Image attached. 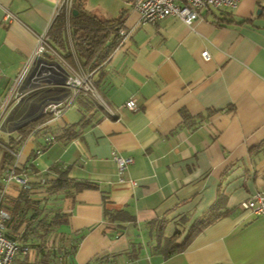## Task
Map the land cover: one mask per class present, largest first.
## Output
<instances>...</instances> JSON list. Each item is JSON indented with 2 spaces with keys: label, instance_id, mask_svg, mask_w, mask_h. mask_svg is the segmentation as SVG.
<instances>
[{
  "label": "crops",
  "instance_id": "crops-1",
  "mask_svg": "<svg viewBox=\"0 0 264 264\" xmlns=\"http://www.w3.org/2000/svg\"><path fill=\"white\" fill-rule=\"evenodd\" d=\"M134 1L73 0L106 29L118 25L117 33L109 29L111 51L89 70L77 56L69 19L75 10L65 13L54 42L62 0H0V107L42 38L59 59L44 53L53 66L41 76L50 83L27 80L19 104L37 88L65 97L58 84L64 64L89 73L98 95H79L60 119L45 117L27 133L8 122L19 104L0 109V178L17 159L16 172L27 174L34 197L59 170L83 184L55 201L62 215L56 233L64 241L57 252L63 259L54 262L264 264V214L240 206L257 192L264 196V0L199 9L190 26L174 17L140 24ZM5 11L15 19L4 21ZM120 29L129 36L122 39ZM129 99L135 110L125 107ZM67 127L77 135L58 139ZM46 136L56 140L44 146ZM113 153L132 159L122 173ZM3 186L0 179V191L18 196L17 184ZM105 209L128 218L108 222ZM211 210L220 216L189 237ZM174 235L176 243L189 239L165 257V239ZM69 247L73 254H64ZM28 257L34 264L37 256Z\"/></svg>",
  "mask_w": 264,
  "mask_h": 264
},
{
  "label": "trees",
  "instance_id": "trees-1",
  "mask_svg": "<svg viewBox=\"0 0 264 264\" xmlns=\"http://www.w3.org/2000/svg\"><path fill=\"white\" fill-rule=\"evenodd\" d=\"M75 10V15L70 13V25L74 27L72 32L77 46V56L83 68L89 70L96 68L108 55L114 46V41L111 40L106 44L109 34L118 32V25L111 26L106 29L105 21L88 13L87 11L78 9L75 5L72 6ZM65 12L61 11L54 19L52 30H54V42L57 40V35L60 28L65 22ZM82 33L78 36L77 32ZM107 45V46H106ZM63 91L53 92L49 88H37L28 93L24 101L18 105L17 111L8 122L21 125L20 131L25 133L28 130L34 129L41 124L45 116L39 115L40 108L49 100L58 95H62ZM79 97H88L80 95ZM182 118L187 119V115L183 112ZM73 127H67L58 139L66 137L73 138L77 135ZM54 140L55 137H53ZM7 155V154H6ZM8 156V155H7ZM57 169L56 167L53 170ZM81 183L73 182L67 177L64 170L56 171L55 176L46 177L35 190L38 193V198L34 197L35 189L32 187L29 191L20 190L17 197H8L4 195L3 210L8 214V219L4 222V235L12 240H15L20 245H25L29 251L35 253L36 260L34 264H57L54 262L57 254L58 242L64 241L63 233H56V227L61 224L62 215L55 207V201L59 195L68 192L71 188H76ZM87 186V185H84ZM45 194V195H44ZM54 202V203H52ZM121 211H103V217L108 222L123 221L128 217L122 216ZM220 215L214 214L212 210L208 215L198 221L190 235L197 233L204 226L215 221ZM160 230V229H159ZM159 235V233H157ZM188 237V239H189ZM187 239V240H188ZM187 240L183 243H176L175 235L165 239L164 256H170L173 253L184 249ZM74 252L72 247L65 249L64 254L72 255ZM13 264H30L27 262V255L16 260Z\"/></svg>",
  "mask_w": 264,
  "mask_h": 264
},
{
  "label": "built area",
  "instance_id": "built-area-1",
  "mask_svg": "<svg viewBox=\"0 0 264 264\" xmlns=\"http://www.w3.org/2000/svg\"><path fill=\"white\" fill-rule=\"evenodd\" d=\"M241 0H135L132 7L133 10L138 13L140 24L155 25L160 20L167 17H174L182 21L186 26H190L199 17L198 10L202 8H220L226 7L235 9ZM73 0H62L60 7L65 10V13H69L72 8ZM61 10V9H60ZM15 19V16L5 11L3 20L11 22ZM130 31L119 30V35L122 39L129 36ZM46 40V39H45ZM43 38L40 40L32 56L26 61L23 69L15 77L12 87L6 94L4 101L0 107L2 111L10 105H18L23 97L24 93L21 90L23 84L30 80L36 82L37 75L29 78V75L34 65L43 59V55L46 52L54 54V57L59 59L53 50L48 46ZM202 58L207 59L208 53L203 51L201 53ZM61 60V59H60ZM63 64V63H62ZM63 69L64 83L62 84L65 89V97L53 98L46 102L40 108V115L48 117L50 121L60 119L65 110L73 105V101L79 95H88L94 99L98 98L97 91L90 80V74L81 71H75L68 65L64 64ZM125 107L130 110L136 109L134 99H129L125 103ZM44 146L51 145L54 142L52 136L45 137ZM42 149L35 151V155H41ZM19 153L15 154L18 158ZM112 159L116 164L117 171L122 173L132 163L131 158H125L115 153L112 154ZM17 159L13 166L9 170L2 171L1 184L7 185L9 183H15L20 190L29 191L31 185L26 173L22 170L16 172ZM3 186V187H4ZM5 188V187H4ZM0 191V264H13L16 260L29 254V249L25 245L18 244L15 240H12L4 235V222L8 219V214L3 210V199L5 195V189ZM240 206L244 210L250 211L254 215L264 214V196L262 193L257 192L250 198L243 201Z\"/></svg>",
  "mask_w": 264,
  "mask_h": 264
},
{
  "label": "water",
  "instance_id": "water-1",
  "mask_svg": "<svg viewBox=\"0 0 264 264\" xmlns=\"http://www.w3.org/2000/svg\"><path fill=\"white\" fill-rule=\"evenodd\" d=\"M49 58V55H45L44 56V59L42 60H39L33 67L30 75H29V78H32L34 75H37V80H36V83H35V87L38 86L39 84L41 83H50L49 79L47 77H42V73H45L47 70L50 71L49 69H51V67L53 66V63L52 62H48V61H45L46 59ZM57 68L61 69V67L56 64ZM62 70V69H61ZM64 83V77H62V79L59 81L58 84H63Z\"/></svg>",
  "mask_w": 264,
  "mask_h": 264
},
{
  "label": "rangeland",
  "instance_id": "rangeland-1",
  "mask_svg": "<svg viewBox=\"0 0 264 264\" xmlns=\"http://www.w3.org/2000/svg\"><path fill=\"white\" fill-rule=\"evenodd\" d=\"M61 245H62V244H60V242H58V246H57V249H58V250H57V252L60 251V248H59V247H60ZM33 253H34L33 251H30L29 254L27 255V257L29 256L28 258H30L31 254H33ZM34 254H35V253H34ZM60 256H61V255H60ZM60 258L63 259L62 256H61ZM60 258H58V259L61 260ZM31 259H33V257H32ZM61 262H62V261H61ZM61 262H60V261H57L56 263H57V264H61ZM54 264H55V263H54Z\"/></svg>",
  "mask_w": 264,
  "mask_h": 264
}]
</instances>
